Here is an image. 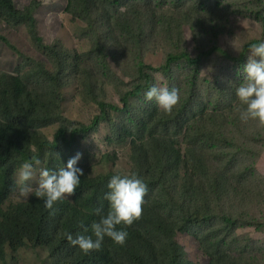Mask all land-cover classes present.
Segmentation results:
<instances>
[{"label":"trees","instance_id":"16d2710c","mask_svg":"<svg viewBox=\"0 0 264 264\" xmlns=\"http://www.w3.org/2000/svg\"><path fill=\"white\" fill-rule=\"evenodd\" d=\"M255 1L67 0L65 11L88 24L91 48L81 52L60 39L44 41L34 14L39 2L18 8L14 0H0V20L25 25L52 63L48 67L22 54L25 72L0 71V264H7V249L45 250L53 264H196L177 241L178 233L199 240L209 264H258L235 247L238 228H264L252 212L264 200V177L256 166L264 128L239 119L244 106L235 90L243 77L227 83L202 75L203 61L191 55L184 33L189 25L216 40L229 32L232 16L264 21V8ZM258 41L245 45L238 63L246 64L249 45ZM159 47L165 50L163 64L145 62L146 53ZM157 72L169 89H179L180 102L171 114L145 99L158 86ZM74 80L78 95L99 107L89 124L64 113V89ZM109 85L123 106L110 100ZM105 122L112 128L111 143L131 139L128 175L141 178L148 191L142 217L117 226L128 232L126 243L119 246L105 237L99 251L85 254L67 235H92L91 224L101 218L97 209L102 214L109 209L104 199L109 180L124 174L93 176L83 169L73 199L58 201L52 210L34 194L6 208L3 203L14 192V173L22 163L35 165V157L49 170L66 167L81 140ZM51 125L58 126L53 139L43 131Z\"/></svg>","mask_w":264,"mask_h":264},{"label":"rangeland","instance_id":"374dc122","mask_svg":"<svg viewBox=\"0 0 264 264\" xmlns=\"http://www.w3.org/2000/svg\"><path fill=\"white\" fill-rule=\"evenodd\" d=\"M32 1L39 2L34 14L37 19L39 33L46 43L60 39L67 47L81 52L91 48V41L85 36L88 24L80 19H72V16L65 11L67 0H14V3L16 7L23 8ZM250 1H253L255 5V0ZM257 6H259L258 9L264 8V0H260ZM255 11H257L256 7H254ZM231 23L232 26L229 32L219 35L216 40H213L209 33L205 32L206 34L201 35V32L193 30L189 25L184 28L187 49L192 56L202 59V75L209 79L219 77L224 82L232 83L240 76L244 78L243 67L245 64L238 63L237 59L240 58L243 48L250 41L254 39L264 40L263 19L235 15L232 16ZM0 35H3L7 40L5 42L0 39V71L11 74L25 72L27 68L23 66L24 58L22 54L40 59L48 67H52L49 59L35 46L25 25L13 26L0 20ZM164 59L165 50L162 47L149 51L145 55V62L155 67H160ZM115 67L118 69L117 66ZM156 78L158 87H167V79L161 72L156 73ZM78 85L79 81L74 80L72 84L64 89V113L71 119L89 124L98 113L99 107L96 103L85 101L78 95ZM108 92L112 102L123 106L121 96L115 86L109 85ZM56 130H58L57 125H51L43 129L50 139L54 138ZM111 134V125L108 122L103 123L98 132L81 140L72 156L70 155L72 151L68 150L67 157L70 155V158H72L77 153H81L82 158L78 161L77 167L85 169L93 176L113 171L124 175L130 174L133 168L131 139L124 144L111 143L108 139ZM115 157L117 158L115 159ZM256 166L264 177V148L256 159ZM41 168H45L43 162L34 165L33 179L28 182L33 188L38 186L37 180ZM67 198L72 200L73 195ZM25 200L27 199L18 198V192L14 191L3 203V207L6 208L11 203ZM252 212L259 220L264 222V200L255 205ZM236 233L240 241L236 244L235 251L244 249L246 258H253L258 264H264V228L257 229L255 226L240 227L236 230ZM177 241L184 246L189 260L196 264H209V257L199 240L188 233H178ZM7 264L53 263L45 250L21 249L13 253L7 249Z\"/></svg>","mask_w":264,"mask_h":264},{"label":"clouds","instance_id":"9594fccd","mask_svg":"<svg viewBox=\"0 0 264 264\" xmlns=\"http://www.w3.org/2000/svg\"><path fill=\"white\" fill-rule=\"evenodd\" d=\"M236 50L238 51L237 48ZM248 53V61L243 67V81L235 90L239 103L244 106L239 111V119L243 123L255 121L258 127L264 128V40L250 44ZM145 99L155 100L164 113L171 114L180 102V93L175 87L169 89L154 85L145 93ZM81 158L82 154L77 153L68 160L66 167L63 166L58 170L41 168L37 180L38 186L35 188L28 183L33 179L34 165L24 162L15 173L12 190L18 192V198L23 199H28L34 194L44 199L45 207L52 210L58 201L75 194L81 176L84 175L83 169L77 167ZM33 161L36 165L40 164L35 157ZM107 187L108 191L104 199L109 202V209L106 214H102V209H97V214L101 218L91 224L92 235L78 234L75 237L71 234L67 235L68 242L85 254L99 251L105 237L110 238L116 245L123 246L128 232L118 229L117 226H131L143 215L144 198L148 188L141 178L136 175L115 174L109 180ZM85 231L88 229L86 228Z\"/></svg>","mask_w":264,"mask_h":264}]
</instances>
